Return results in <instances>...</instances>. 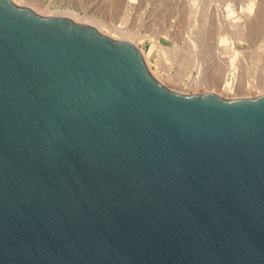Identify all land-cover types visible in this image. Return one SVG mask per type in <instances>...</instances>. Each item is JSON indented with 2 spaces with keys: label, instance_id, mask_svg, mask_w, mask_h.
<instances>
[{
  "label": "water",
  "instance_id": "95a60500",
  "mask_svg": "<svg viewBox=\"0 0 264 264\" xmlns=\"http://www.w3.org/2000/svg\"><path fill=\"white\" fill-rule=\"evenodd\" d=\"M0 264H264V91L0 0Z\"/></svg>",
  "mask_w": 264,
  "mask_h": 264
},
{
  "label": "bare ground",
  "instance_id": "6f19581e",
  "mask_svg": "<svg viewBox=\"0 0 264 264\" xmlns=\"http://www.w3.org/2000/svg\"><path fill=\"white\" fill-rule=\"evenodd\" d=\"M13 1L18 4H23L27 2L25 0H13ZM115 1L117 0H111V3H114ZM119 1L121 2V0H118V2ZM214 1L215 0H186L185 7L187 8V10L185 11H187L189 15L186 18L185 16H183L182 18L188 19L190 17V19L192 20V23L189 22V24L191 23V28L190 26H188L189 24L186 26H188L189 29H192L194 26V29L191 30L193 32L190 31L192 34L187 33V30H186V33L191 34L193 37L189 35L186 39H184V41L187 40L188 45H187V48L185 49L186 52H183V54L184 53L186 54L182 56V57H185V56L186 57L183 59L182 58L180 59L181 60L180 62H182V65L181 64L179 65L182 68L178 65L177 70L178 68L180 69L177 72L176 70H174L175 74L173 75H170L171 73L167 71L168 78H172L175 81L174 85L176 86V88H171L172 86L170 84L165 83L162 80L160 81L163 84H165L167 87L173 90L179 91V92L181 91L184 92V90H177L180 87H187V86L190 87L191 85L193 86L200 85L201 87H203L204 91H212L219 95H223L222 90H224V92L233 91L234 93H237L242 96L244 94H246L247 96L248 91L252 89H256L258 90L259 93H262L264 91V55H263L264 54V0H223V1L220 0L222 1V4H220L221 9H219V3H220L219 2L218 4L215 3L216 6L218 7L216 8L215 6V8L211 11ZM28 2H31V5H27V6H29L30 8H32L33 10L39 13H44V14L53 13V11H50L49 8L45 7L47 4L44 6V4L41 5L40 3V6H39L38 2H37L38 4L34 2L36 5L34 3L32 4V1H28ZM128 2L131 5L132 0H129ZM120 5L121 6L123 5L122 2ZM222 5H223V8H222ZM122 7L125 8L126 5ZM185 7L183 6L184 9H186ZM199 8L201 9L200 10L201 20L199 16L198 21L200 20L199 21L200 25L198 27L197 24H199V22L196 24V20H194L195 18L193 17L197 15L196 12L199 13L198 11H195V10H199ZM184 9H182V11H184ZM216 9H219V10L216 11ZM58 12L59 11H56L54 13H58ZM62 13L63 15H66L75 21H82V22L91 24L95 26L99 31L105 34H108L111 37H114V38L116 37L117 39H125V40L133 42L137 47H139L144 57V60L147 64V59H149V54L151 53V51L145 52V50L142 47L138 46V43L135 40L140 39L143 41L144 38L148 35L141 33L137 27L115 26L111 24L110 22L106 23L104 20L99 19L93 15H89L86 13L83 15H80L71 9L64 10ZM191 13L193 14V16ZM186 14H183V15H186ZM209 17L211 18L210 19L211 21L215 19L220 20L223 17L226 18L225 21H222V22L218 21L217 23L215 22L218 25V27H220V30H221V32L219 31L221 34L220 35L218 34L219 37H217L218 40L217 39L216 40L219 41L220 44H222L221 46L218 44L217 45L218 47H216L217 48L216 50L219 53V50L222 52L225 49L226 50L225 52L230 51V53H232L229 59L230 62L226 66L224 65L225 68L223 66H220V67H223L220 70H218V68L220 67L216 69L215 67L213 68L212 65L208 66L209 64H207V62L210 59L206 61V57L208 54H205V53L209 51L208 45L210 44H209V41H207L208 42L207 44L206 40L208 39L205 38V34L207 33H204L203 31L206 28V21ZM214 17L215 19H213ZM183 21L185 22V20ZM185 23H182V25ZM210 24H213V23L210 22ZM186 26H184L183 28L185 29ZM210 27L205 32L209 31L208 33L212 35V33H210V30L213 29V25L211 29ZM183 30H182V33L184 34L185 31L183 32ZM257 32H259L260 34L258 35ZM256 33L258 37L261 36L259 37L260 39H262L260 44L259 43L255 44V42H253L254 41L253 37L255 36ZM209 34L206 35L208 38L209 36H211ZM216 34H217V30H216ZM181 35L179 36L180 38H181ZM190 36L192 37V39L190 38ZM258 37L255 36L254 38H258ZM211 38L213 39L214 37H211ZM185 47L186 46H184V48ZM184 48H181V50H183ZM178 52L179 51L177 50V53ZM174 56H176V54H174ZM211 57L212 56L207 57V59ZM247 60L248 62H246ZM213 61L212 62L215 63L214 59ZM242 61H245L247 65L242 64L243 63ZM223 63L226 64V62H223ZM223 74H226V77ZM221 75H223V78Z\"/></svg>",
  "mask_w": 264,
  "mask_h": 264
},
{
  "label": "rangeland",
  "instance_id": "374dc122",
  "mask_svg": "<svg viewBox=\"0 0 264 264\" xmlns=\"http://www.w3.org/2000/svg\"><path fill=\"white\" fill-rule=\"evenodd\" d=\"M25 1H27V2L23 3V5H31V2H28V1H32V4L34 2L36 4L39 3L38 4L39 6H40V3H41V5L44 4V6L47 4L45 7L49 8L50 11H53V13H49V14H63L62 12L64 10L71 9L80 15H83L85 13L89 14V15H93L99 19L104 20L106 23L110 22L111 24H113L115 26L137 27L141 33L148 35L144 38L143 41L140 39L135 40L138 43V46L142 47L145 50V52L151 51V53L149 54V59H147V66L149 67L151 72L154 74V76L159 81L162 80L165 83L170 84L172 86V87L170 86L171 88H176V86L174 85L175 81L172 78H168V72L171 73L170 75H173V74H175L174 70H176V72H177L180 69V68H178V70H177V67L179 64L182 65V62H180L181 61L180 59L181 58L183 59L186 57V56L185 57H182V56H184L186 54V53L183 54V52H186L185 49L187 48V45H188L187 40L184 41V39H186L189 35H191L192 34L191 32H193L191 30L194 29V26L192 29H189V27H188V26H190V28H191L192 20L190 19V17L188 19H185L189 15L188 12L185 11V10H187V8L185 7L186 6V0H132L131 5L128 2L129 0H121V2L123 4L122 6L126 5L125 8H123L120 5L121 2L119 1L120 2L119 3L118 0L115 1L114 3H111V0H25ZM222 1L215 0L213 2L211 11L215 8L216 4H218L219 2H220L219 3V9H221L220 4H222ZM183 6L186 9H184ZM217 7L218 6H216V8ZM222 8H223V5H222ZM182 9H184L185 12L182 11ZM219 9H216V11H218ZM200 10L201 9L199 8V10H195V11H198L200 13ZM56 11H59L60 13L59 12L54 13ZM186 12H187V14H186ZM182 13L186 14V15H183ZM199 13L196 12L197 15L193 17V18H195L194 20H196V24L201 20V13L200 14ZM183 16H185L184 19L182 18ZM192 16H193V14H192ZM198 17L200 18L199 21H198ZM221 17H219V18H221ZM211 18H212V16H211ZM211 18L209 17L207 19L206 28L203 31L204 33L209 34L208 33L209 31L208 32H205V31H207L209 29L210 25H211V27L213 25V29L210 30V33H212V35H214V36L209 34L211 36L208 35L209 36V38H208L206 36L207 34H205V38L208 39V40H206V42L209 41V44L213 46L212 47V46L208 45L210 48L208 47L209 51L205 54H208L207 57H210V56H212V57L208 58V59L206 57V61H208L210 59L207 62V64H209L208 66L212 65L213 68L215 67L217 69L220 66H223L225 68V66L230 62L229 59H230L232 53H230V51L225 52L226 51L225 49H224V51H222L224 53H222L220 50L218 53V51L216 50L217 49L216 47H218L217 46L218 44L220 46L222 45V44H220L219 41H217L218 40L217 37H219V35L221 34L220 33L221 30H220V27H218V25L216 23L218 21H220V22L225 21L226 18L223 17L220 20H216L214 17L213 19H215V20H212L213 22L210 20ZM181 20H182V22H181ZM183 20H185L186 23ZM209 20L213 24H210ZM189 22H191V23L189 24ZM182 23H185V24L182 25ZM208 24H210V25H208ZM186 25H188V26H186ZM199 25H200V22H199V24H197V26L199 27ZM214 25H215V27H214ZM184 26H186L185 29L183 28ZM211 27H210V29H211ZM182 30H183V32L185 31V33L187 30V33H191V34L186 33L187 34L186 35L184 33L185 34L184 35L182 33ZM216 30H217V34H216ZM257 33H258V35L260 34L259 32H257ZM257 33L255 34V36L258 37ZM176 34L178 35V37ZM180 35H181V38L179 37ZM191 36H190V38L192 39L193 36L192 37ZM211 37H214V38L212 39ZM254 37H253V39H254L253 42H255V44H258V43L260 44L262 39H260L259 37H261V36L258 37L259 39L254 38ZM207 44H208V42H207ZM184 46H186V47L184 48ZM181 48H184L183 49L184 51L181 50ZM177 50L179 51L178 53H177ZM214 50H216V51H214ZM211 52H212V54H211ZM174 54H176V56L178 58L176 56H174ZM187 55H188V53H187ZM217 58H219V59H217ZM213 59L215 60V63H213L214 62ZM177 61L180 63H178ZM222 61L226 62V64L223 63ZM242 62H241L242 64L247 65L246 62H248V60L246 62L245 61H242ZM212 66H211V68H212ZM223 67L218 68V70H220ZM165 69H167V70H165ZM194 74H195V72H194ZM223 75H225V77H226V74H223ZM223 75H221L222 78H223ZM243 75H244V73H243ZM177 90H184V92L204 91L203 87H201L200 85H194V86L191 85L190 87L189 86L180 87ZM258 93H259L258 90L252 89V90L248 91L247 96L256 95ZM222 94H223L222 96H224V97H240V96H242V95H239L237 93H234L233 91H231V92L225 91L224 92V90H222ZM243 96H246V94H244Z\"/></svg>",
  "mask_w": 264,
  "mask_h": 264
}]
</instances>
